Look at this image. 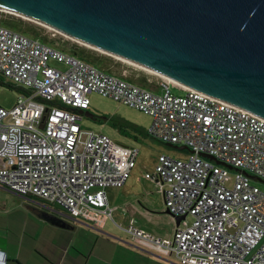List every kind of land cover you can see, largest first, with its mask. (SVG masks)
Segmentation results:
<instances>
[{"label":"built area","instance_id":"2783aa9c","mask_svg":"<svg viewBox=\"0 0 264 264\" xmlns=\"http://www.w3.org/2000/svg\"><path fill=\"white\" fill-rule=\"evenodd\" d=\"M2 76L21 93L12 107L0 106L1 186L96 226L112 219L106 188L124 185L138 149L83 128L79 110L97 93L148 116L151 137L188 152L160 154L143 173L165 212L183 216L170 239L118 226L130 243L177 264H264V191L251 182H264L263 121L181 85L178 95L165 81L156 89L138 85L0 24Z\"/></svg>","mask_w":264,"mask_h":264},{"label":"water","instance_id":"95a60500","mask_svg":"<svg viewBox=\"0 0 264 264\" xmlns=\"http://www.w3.org/2000/svg\"><path fill=\"white\" fill-rule=\"evenodd\" d=\"M0 11L264 122V0H0Z\"/></svg>","mask_w":264,"mask_h":264},{"label":"crops","instance_id":"0c3cea01","mask_svg":"<svg viewBox=\"0 0 264 264\" xmlns=\"http://www.w3.org/2000/svg\"><path fill=\"white\" fill-rule=\"evenodd\" d=\"M107 200L109 204L108 195ZM109 206L113 208V212L117 211L119 216H127L125 210L118 209L114 204ZM49 217L59 219L63 226L52 223ZM134 217L135 215H132L130 221H133ZM114 223V228L106 230L102 228L103 224L96 226L92 222L70 216L56 206L45 204L33 197L17 195L0 185V262L177 264L164 251L131 244L118 228L124 226ZM139 229L158 234L152 228Z\"/></svg>","mask_w":264,"mask_h":264},{"label":"rangeland","instance_id":"374dc122","mask_svg":"<svg viewBox=\"0 0 264 264\" xmlns=\"http://www.w3.org/2000/svg\"><path fill=\"white\" fill-rule=\"evenodd\" d=\"M0 12V20L20 19L15 16L10 17L12 15L2 11ZM21 22H25L29 27L37 30L43 42H49L52 46L66 52L71 53V48L74 45L84 47L60 33L43 29L25 20ZM118 61L120 62V66H110L114 74L131 77L134 80H143L145 78L146 82L154 85L164 82V80L152 74L132 67L120 60ZM49 64L59 69L65 67L62 63L52 60L49 61ZM1 79L3 83H11L17 86V84L4 76ZM169 90L171 93L177 95L182 93L176 88L173 90L170 86ZM18 94L13 88H9L5 84L0 85V106L4 108L12 107ZM89 99L90 104L87 111L93 114L95 118L90 119L83 116L81 122L83 128L105 133L119 144L134 146L138 149L137 159L132 166L125 185L121 187H109L107 189V195L110 200L109 204L111 206L114 204L118 209L125 210L127 216H119L118 212L114 211L112 219H107L102 228L106 230L114 228L113 221L118 224L120 223L122 226L133 223L138 228H152L161 237L170 239L175 222L165 212L163 200L157 186L150 180L143 178V173L153 170L158 155L165 154L172 158H184L188 154L187 150L179 149L178 146L164 144L151 137L147 132L150 118L141 112L97 93H92ZM225 170L229 175H233L234 173L232 169L227 167ZM251 182L264 191V182L259 180H252ZM132 215H135V217L133 221H130Z\"/></svg>","mask_w":264,"mask_h":264},{"label":"trees","instance_id":"16d2710c","mask_svg":"<svg viewBox=\"0 0 264 264\" xmlns=\"http://www.w3.org/2000/svg\"><path fill=\"white\" fill-rule=\"evenodd\" d=\"M1 13V12H0ZM10 15V14H9ZM13 17V16H10ZM22 20L18 19V20H14L12 19H4V20H0V24L14 30V31H18L20 33H23L29 37L32 38H36L38 40H40L41 42H43L40 39V35L37 32V30L33 29L32 27H29L27 23L25 22H21ZM45 43V42H43ZM47 44L51 45V43L46 42ZM71 53L77 57H79L82 60H85L89 63H91L92 65H94L96 68L103 70L107 73L110 74H114V72L112 71V69L110 68V66H120V62L108 55L99 53L95 50L89 49V48H85L82 46H77L74 45L71 48ZM119 74V73H118ZM116 76H121L120 74H114ZM125 79L132 81L138 85L141 86H145L147 88L150 89H156L154 84H151L149 82L145 81V78L143 80H134L131 77H125ZM5 84L7 87L9 88H13L16 92L21 93V88L19 86H16L14 84L11 83H3L1 77H0V85Z\"/></svg>","mask_w":264,"mask_h":264},{"label":"bare ground","instance_id":"6f19581e","mask_svg":"<svg viewBox=\"0 0 264 264\" xmlns=\"http://www.w3.org/2000/svg\"><path fill=\"white\" fill-rule=\"evenodd\" d=\"M69 38V37H68ZM71 39V38H70Z\"/></svg>","mask_w":264,"mask_h":264}]
</instances>
